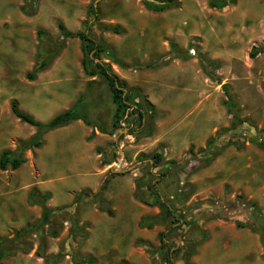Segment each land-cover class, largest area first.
<instances>
[{"label": "rangeland", "instance_id": "1", "mask_svg": "<svg viewBox=\"0 0 264 264\" xmlns=\"http://www.w3.org/2000/svg\"><path fill=\"white\" fill-rule=\"evenodd\" d=\"M177 1L156 12L141 0H0V152L15 151L18 140L36 131L12 114L11 101L46 122L48 110L39 109L35 97L84 88L83 112L111 129L114 104L106 85L83 73L80 41L63 38L58 22L102 42V60L154 105L152 118L145 114L139 123L127 113L120 128L103 133L108 140L96 152L95 171L88 162L82 174L71 173L58 151L45 154L47 166L39 167L37 147L21 152L18 168L0 170V238L40 218L31 192L48 196L44 222L16 240L21 249L0 264H73V254L90 257V264H164L157 235L168 230L167 240L181 248L172 264H184L189 250L191 264H264L262 233L255 229L264 218V50L248 55L252 46L264 48V0H235L220 9L209 0ZM170 41L182 51L177 56ZM53 51L28 78L36 58ZM199 57L211 65L201 66ZM223 84L232 114L223 104ZM78 133L56 144L73 143ZM155 151L162 154L158 164ZM98 173L99 186L108 177L102 190L94 185ZM135 189L145 198L155 193L182 217L159 215L160 207L140 202ZM143 217L152 218L151 227L140 224Z\"/></svg>", "mask_w": 264, "mask_h": 264}, {"label": "trees", "instance_id": "2", "mask_svg": "<svg viewBox=\"0 0 264 264\" xmlns=\"http://www.w3.org/2000/svg\"><path fill=\"white\" fill-rule=\"evenodd\" d=\"M235 0H209L208 5L214 9H220L224 6L234 3ZM142 5L145 9L151 11H164L170 8H175L178 6L177 0H141ZM91 12L93 15L96 14V11L93 6H91ZM101 29L108 30L113 33H120V28L118 26H107L104 24H100ZM57 28L59 30L60 35L63 38H77L80 41V50H81V60L80 64L83 70V73L88 77L99 76L106 85V88L110 94L111 102L114 104V112L111 116V129L106 131L103 124L98 121L91 120L85 112H83V105L85 104L84 94H79L75 103L65 109L53 117H51L46 122H41L33 118L27 112L19 110L16 106L15 101L10 102V110L14 116L19 118L21 121L26 122L27 124L35 127V133L30 136L26 140H18V146L15 151H10L8 149H4L0 152V170H5L6 168L16 169L22 163H24L25 158L22 156L21 152L25 149H29L31 147H39L42 144V135L47 131H50L54 128L63 126L72 120L80 119L85 125L95 127L101 133L112 134L115 129L121 127V122L124 121L125 114H135L137 116L138 122L141 123L144 119V115L148 114L149 117L154 116V105L144 96L140 89L136 86H127L126 82L123 79H120L111 69L110 64L108 62H104L102 60V53L105 50V46L102 42L95 41L88 33L84 31H76L71 32L67 30L62 22L57 23ZM38 37H41L42 31H37ZM170 51H175V55L177 56L182 51L177 48L174 42H169ZM57 50V49H56ZM264 48H259L252 46V49L249 51V57H254L256 53L263 51ZM43 51L39 50V55ZM57 51L48 52L44 54V57H37L34 66L32 67L31 72L27 74V77L32 79L34 74L40 70H42L47 64L49 59L55 55ZM95 58H98L99 61H95ZM169 59V58H167ZM199 62L201 66L206 67L207 65H211L209 61L206 59L199 57ZM120 66L125 67L126 64L122 62H118ZM155 65V64H154ZM150 65V66H154ZM149 66V64H147ZM93 80L88 82L90 85ZM222 90L225 95V99L223 100V104L226 107L228 113H233L234 102L232 97L228 93L227 85H222ZM94 132L88 136L90 139ZM211 144V141L206 143L207 147ZM161 147V145H159ZM192 148L189 147L187 154L191 153ZM151 158L154 164H158L162 159V154L160 151H155ZM101 163H104L103 160ZM108 181V177L105 178L103 183L100 186V190L105 188V185ZM137 183L139 181H136ZM150 187V186H149ZM148 190H151V187ZM97 197L98 194H96ZM134 196L140 202L145 205H157L160 207L161 212L159 215H163L165 217H171L173 221H178L182 214L176 213L172 208L167 206L163 201L159 199L155 193H153L150 198H145L141 196L138 191L135 189ZM29 203L37 204L42 207L40 218L29 227H23L14 232L13 236L10 239L0 238V258L5 257L13 253L17 249H21L20 242L13 244L16 240L20 241L23 239L25 233L31 230H36L40 227V225L44 222L47 217L48 209L44 207L43 201L48 198L46 193L38 194L36 191L30 193ZM102 203V200L100 199ZM254 206V204H252ZM98 209L101 211H105L108 215H112V211L109 208H104L102 204L98 206ZM238 226H243L244 224L240 221L235 222ZM140 224L151 227L153 224V220L150 217H143L140 220ZM169 229V228H168ZM257 231L262 233V247L263 252L261 257L264 259V218H262V222L255 228ZM167 232L161 231L158 233V241L161 255V262L164 264H172L173 258L180 252L181 248L176 246L175 243H172L167 240ZM138 246H144L145 244L139 240L135 242ZM194 253V250H189L183 253L182 258L184 264H191L189 262L190 256ZM71 260L73 264H90L91 258L88 256H78L77 254H73L71 256ZM121 264H126L122 262Z\"/></svg>", "mask_w": 264, "mask_h": 264}, {"label": "crops", "instance_id": "3", "mask_svg": "<svg viewBox=\"0 0 264 264\" xmlns=\"http://www.w3.org/2000/svg\"><path fill=\"white\" fill-rule=\"evenodd\" d=\"M126 61L127 59L124 60L125 63H127ZM114 73L120 79L126 81V75L118 71ZM90 80L95 81L93 78L89 79V81ZM64 82H66L67 84L69 83L68 80H65ZM83 91L84 88L83 90L77 89L75 90V94L73 93L71 96L70 94L72 92L69 91L68 94L67 91H65L66 93L55 94L50 98L36 95L37 97H35L34 101L38 105L39 109L48 110V114L46 117L51 118L55 114L71 107L75 103L79 94L83 93ZM76 130H79L80 133L77 134L73 143L71 142L69 144L63 145L56 144L57 140L61 141V139H63V136ZM91 132H94V134L89 139L88 136L91 134ZM104 137H106V134L99 132L95 127L85 125L80 119L72 120L63 126L54 128L44 134L41 146L37 147L38 157L36 158V164L39 167H46L47 161L45 158V154L52 153L53 151H58L59 153H63L62 160H64L63 162L65 163L64 165L66 167L71 168L70 172L80 175L83 173L82 170L88 162H91L94 168V163L97 161L96 152L97 150L101 149V147H103L102 144L104 143V141L108 140V138ZM73 148L76 150L74 151ZM70 151L73 152L70 154ZM59 160H61L60 157ZM54 165L56 166L55 163ZM91 170L95 171V168ZM101 175V173H98L97 181L94 182V185L97 183V185L99 186Z\"/></svg>", "mask_w": 264, "mask_h": 264}, {"label": "water", "instance_id": "4", "mask_svg": "<svg viewBox=\"0 0 264 264\" xmlns=\"http://www.w3.org/2000/svg\"><path fill=\"white\" fill-rule=\"evenodd\" d=\"M95 61H99V59L98 58H95Z\"/></svg>", "mask_w": 264, "mask_h": 264}]
</instances>
